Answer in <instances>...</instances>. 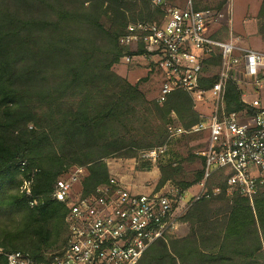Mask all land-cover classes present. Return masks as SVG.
<instances>
[{
  "label": "trees",
  "instance_id": "16d2710c",
  "mask_svg": "<svg viewBox=\"0 0 264 264\" xmlns=\"http://www.w3.org/2000/svg\"><path fill=\"white\" fill-rule=\"evenodd\" d=\"M199 1L196 8H208ZM163 14L151 0H0V250L41 256L63 243L68 207L52 191L72 166L87 168L80 185L91 193L110 180L108 157L135 158L165 143L170 124L190 128L203 119L189 92L175 90L159 102L147 97L140 80L131 83L114 70L125 55L144 52L120 42L127 25ZM257 32L264 39V0ZM242 92L228 81L226 109L255 113ZM139 167L151 164L143 160ZM158 169L157 190L173 182L182 192L203 177L201 168L187 178L178 163ZM31 175L35 206L26 193ZM228 176L219 169L208 179L221 191L192 204L181 218L186 235L157 240L137 264H264V184L251 201L228 193ZM0 264H7L3 254Z\"/></svg>",
  "mask_w": 264,
  "mask_h": 264
},
{
  "label": "built area",
  "instance_id": "2783aa9c",
  "mask_svg": "<svg viewBox=\"0 0 264 264\" xmlns=\"http://www.w3.org/2000/svg\"><path fill=\"white\" fill-rule=\"evenodd\" d=\"M151 1L163 10V17L129 23L120 42L132 49L142 46L144 52L139 56L150 58L161 72L157 101L182 89L196 103L210 96L212 111L190 128L170 124L167 141L143 149L140 157L156 162L168 153L173 138L204 133V146L195 152L203 158V177L197 183V191L190 197L189 189L180 192L176 187L136 193L110 177L108 183L83 194L80 184L88 171L85 166L74 165L58 177L52 191V197L68 207L63 243L41 256L29 251L0 250L7 264H137L151 244L170 236L196 200L221 191L220 186H208V179L216 170L226 169L229 173L228 193L246 194L251 201L264 184V51L207 33L206 25L218 21L222 14L211 8H196L195 0H187L184 6L169 4L167 0ZM217 56L221 61L215 66L216 80L206 88L202 81L213 76L207 70L214 66L207 60ZM133 57L125 55L122 59L129 63ZM230 79L260 92L258 97H248V91L241 88L244 102L256 109L255 113L226 109ZM25 165L23 162V168ZM32 182L33 175L26 193L29 204L35 206Z\"/></svg>",
  "mask_w": 264,
  "mask_h": 264
},
{
  "label": "rangeland",
  "instance_id": "374dc122",
  "mask_svg": "<svg viewBox=\"0 0 264 264\" xmlns=\"http://www.w3.org/2000/svg\"><path fill=\"white\" fill-rule=\"evenodd\" d=\"M186 1L167 0L169 4L180 6H184ZM222 2L223 4L221 5ZM261 2L262 0H200L199 5L201 7L208 6V8L217 10L218 13L221 12L222 14L218 21H212L206 25L207 33L213 36L217 34L216 38L220 40L234 39L244 47L264 51V39L257 32V14ZM215 66H211L207 70L208 74H216L217 67ZM114 70L131 83H136L140 80V87L147 97L150 99L156 98L162 77L161 72L156 70L150 58L135 55L129 63L121 59L114 66ZM240 87L248 91V97H258L260 94L259 91L254 90L248 84H241ZM195 106L205 119L212 111V100L208 96L204 101L195 102ZM205 138L206 135L204 133L173 138L169 141L168 153L165 154V157L156 162H150V168L139 167V164L143 162L140 152L135 158L110 156L106 159L110 176L122 181L129 190L136 193L165 191L171 187H176L173 182H167L160 189H156L160 175L158 164L169 162L181 164L183 174L191 179L194 177V172L202 168L203 164L195 152L204 146ZM188 189L187 197H190L193 192L197 191L198 185L195 184ZM188 231L189 225L180 219L170 237H182Z\"/></svg>",
  "mask_w": 264,
  "mask_h": 264
}]
</instances>
